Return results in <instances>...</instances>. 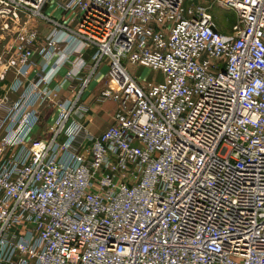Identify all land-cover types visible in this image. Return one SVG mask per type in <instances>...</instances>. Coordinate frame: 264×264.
Returning a JSON list of instances; mask_svg holds the SVG:
<instances>
[{
  "label": "built area",
  "instance_id": "2783aa9c",
  "mask_svg": "<svg viewBox=\"0 0 264 264\" xmlns=\"http://www.w3.org/2000/svg\"><path fill=\"white\" fill-rule=\"evenodd\" d=\"M48 1L0 0V43L18 26L0 50V87L12 73L18 93L0 96V264H264V0H58L63 21ZM75 40L96 51L63 100L33 55L61 65ZM101 64L94 99L117 109L93 136L82 93Z\"/></svg>",
  "mask_w": 264,
  "mask_h": 264
},
{
  "label": "crops",
  "instance_id": "0c3cea01",
  "mask_svg": "<svg viewBox=\"0 0 264 264\" xmlns=\"http://www.w3.org/2000/svg\"><path fill=\"white\" fill-rule=\"evenodd\" d=\"M58 0H49L47 4L43 8V15L50 19V20H64L62 19L63 12L60 7L61 2L59 3ZM34 21V20H32ZM36 26H32L33 28H37V30L41 33L42 36H47L51 33L53 29V25L51 22L45 19H35ZM18 26L11 25V31L10 35L5 36L6 40L1 41L0 43V50L2 51L5 46L11 43L12 39L14 38L16 32H17ZM2 38V37H1ZM76 41V40H75ZM77 43L73 42L72 44H68L66 46L61 45L60 50L61 54L67 56V61L65 63L58 65L56 64L57 61V55H54L49 62L47 63V66H44V62L39 58L38 53L35 52L33 55V60L38 63V68L44 67L45 71L48 69H53L56 66V72L52 74L53 79L51 81L50 87L55 88L57 86L60 87L59 90V96L61 99H70L72 97L71 92L68 89L69 86V79L66 77L67 73L71 70L76 71L81 66H84L83 70H81L80 76L86 77L88 76V69L91 65L92 58L95 54V48H89V49H82L81 50V56H78L71 53V49L73 46ZM58 65V66H57ZM35 76L34 71L31 72L30 78L33 79ZM106 77V66L104 64H101L98 69L94 72V74L91 76L89 80V84L87 88L82 93V101L83 103L88 107V111L86 114H84L80 120L85 125L88 132L93 136H98L100 133H102L111 123V118L114 113V111L117 109V104L113 102H104V103H98L94 98L98 94L99 89H102L104 85V78ZM14 75L10 73L6 79V81L1 85L0 87V96H3L4 94H7L11 99H16L18 97V93H12L8 92L7 88L13 81ZM103 109V110H102ZM102 111L104 113L102 114ZM56 115V111L52 110L49 116V120H52ZM45 127L38 132V129L40 128H34L32 131V135L41 137L43 130H45ZM38 132V133H37Z\"/></svg>",
  "mask_w": 264,
  "mask_h": 264
},
{
  "label": "rangeland",
  "instance_id": "374dc122",
  "mask_svg": "<svg viewBox=\"0 0 264 264\" xmlns=\"http://www.w3.org/2000/svg\"><path fill=\"white\" fill-rule=\"evenodd\" d=\"M189 1H191V2H199L200 1L201 2L203 0H189ZM209 4H210L209 9H210L213 17L215 18V22L217 23L221 33L230 32L232 24L235 23V17L233 15V13L230 11L222 10V9L216 7L215 5H212L211 3H209ZM185 5H188L187 1L185 2ZM35 19H33L34 21H31L28 25L29 26H36ZM62 19L65 20L64 15L62 16ZM132 72L136 75V77L140 81H144V82H152V81L161 82L162 81L161 74L154 72L150 69L138 68V69H132ZM103 80H104V85L102 87H105L108 85L106 77ZM51 111H52V109L50 107H46L42 111L41 123L39 126L40 128L38 129V132H40L43 129V127L47 125L46 122L49 120V116H50ZM103 113H104V111H102V114ZM49 123H51V122H49ZM46 134H47L46 130H43L42 135L44 136Z\"/></svg>",
  "mask_w": 264,
  "mask_h": 264
}]
</instances>
